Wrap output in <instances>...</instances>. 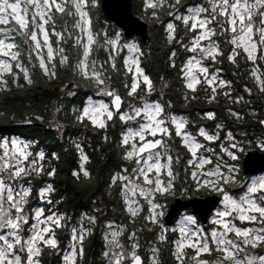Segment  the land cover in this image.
<instances>
[{
  "label": "snow or ice",
  "instance_id": "snow-or-ice-1",
  "mask_svg": "<svg viewBox=\"0 0 264 264\" xmlns=\"http://www.w3.org/2000/svg\"><path fill=\"white\" fill-rule=\"evenodd\" d=\"M97 2L0 0V90L8 89L9 77L12 84L22 87L21 74L32 84L30 70L36 67L55 78L58 65L69 66L93 82L96 96L101 97L94 100L89 96L73 108L75 120L97 130H107L114 126L109 122H119L118 147L129 164L112 174L109 188H119L124 211L133 222L145 210L142 202H146L148 215L143 219L156 225L158 231L150 255L145 256L141 253L143 227L129 229L108 221L101 252L104 264H159V245L169 242L170 231L177 235L171 241L177 264L188 259L193 264H264V175L242 180L234 163L244 151L240 137L248 134L242 132L238 137L212 110L201 114L202 120L217 121L212 129L174 114L172 101L164 100L163 92L158 99H150L156 89L141 67L143 50L134 42L122 43L120 32L96 30L92 9ZM148 9L163 25L168 43L177 46L168 55L169 66L177 68V48L186 55L179 66L185 101L196 100L200 87L209 102H218L220 96L228 104L245 101L244 95H233L234 82L225 79L223 69L216 67L225 60L237 68L241 61L250 63L249 77L264 92V0H145ZM161 13L169 17L166 22ZM101 49L106 53L103 60L95 55ZM125 52L130 55H122ZM121 68L129 99L110 83L111 73ZM244 92L252 95L247 85ZM65 94L76 95L71 89ZM227 112L236 121L244 119L233 107ZM253 123L264 129V119ZM103 138L109 142L108 135ZM177 138L182 152L173 148ZM254 140L264 149V137ZM36 143L0 137V264H41L44 248L58 249L61 264H78L97 217L84 213L73 225L72 218L56 208L60 201L52 198L56 191L52 183L34 187L35 178L56 175L55 167L46 165L60 158L55 152L36 150ZM73 146L80 160L73 177L80 179L82 174L90 178L84 146L76 141ZM181 180L184 191L204 189L219 196L220 207L208 221L210 227L201 226L191 215L182 217L178 229H168L161 222L164 205L158 197L174 194ZM233 185H239L238 193ZM58 229L69 233L64 248L60 247ZM186 249L195 254L189 257ZM205 254L213 259H203Z\"/></svg>",
  "mask_w": 264,
  "mask_h": 264
},
{
  "label": "trees",
  "instance_id": "trees-1",
  "mask_svg": "<svg viewBox=\"0 0 264 264\" xmlns=\"http://www.w3.org/2000/svg\"><path fill=\"white\" fill-rule=\"evenodd\" d=\"M134 12L142 15L149 23V33L151 38L147 44H144L139 37L142 45L144 56L142 66L146 73L151 77L156 91L161 83L162 78L168 79V92L175 94L179 101L182 99L186 89L183 81L180 79V72L177 68L167 67L165 61L168 59L170 50L175 44H169L166 40V33L160 20L154 19L151 15L152 9L145 10L144 0H133ZM191 0H186V3ZM161 13V20L165 16ZM93 24L96 30H102L103 23L116 25L108 20L102 10L101 0H98L96 7L92 9ZM169 19L167 17L165 22ZM117 26V25H116ZM138 37V36H136ZM168 43L164 50L161 45ZM98 55L105 58L106 53L101 49ZM73 62L75 60V50L72 52ZM118 66L122 65V61L118 59ZM242 64V63H241ZM221 68H223L221 66ZM250 68L248 69L244 63L237 68L235 65L230 66L227 71L234 79V87L243 89V95L247 97L244 102L235 105L243 114L244 119L241 125L233 118H229L227 109L218 97L217 120L221 122L222 118H229V124L232 131L241 129L250 135L256 131L263 133L264 129L253 123L257 118H260L263 113L264 92L248 95L244 92V84H251L249 77ZM112 82L119 89V92L126 99V89L123 88L125 81L124 71L121 68L119 72H112ZM73 72L69 66H57V75L55 78L45 76L43 71L36 67L32 70V84H27L21 74L19 84L17 86L11 83L9 77V86L7 90H0V137L19 136L27 141H36V150L43 149L46 154L55 152L59 155V160H51L46 167H55L56 175L48 177L46 175L37 177L33 180L35 188L46 186L47 183H52L56 189L53 194V200H59L56 205L59 212L67 214L75 221L82 213L94 212L97 209V202H103L106 206L107 216L109 218L119 219L123 214L124 207L120 190L117 187L109 188L110 177L122 166H128L129 162L122 159V149L118 147L121 126L118 121L109 122L110 126L107 130H97L90 125L86 128L78 123L71 111L72 107H80L82 102L87 99L89 94H92L91 88L93 82L77 78L72 79ZM247 78V79H246ZM75 84V85H74ZM77 85V86H76ZM71 89L76 91L75 96H68L65 93ZM256 91V90H255ZM257 92V91H256ZM197 93H201V99L193 100L191 105L193 117L198 118L199 113L196 111L197 104L201 101V105L205 106L206 97L203 89H199ZM245 106L251 107L250 110L245 109ZM60 108V111H57ZM183 107L177 104L173 107L174 111L183 112ZM254 110L256 113H254ZM201 111H204L202 109ZM200 111V112H201ZM264 114V113H263ZM197 115V116H196ZM80 135V143L84 146L89 157V162L85 167L90 172V178L84 177L82 174L80 179L73 177L74 170L79 169V153L73 146V135ZM108 135L109 142H105L104 135ZM176 149H182L179 144V139L173 144ZM244 153H242V157ZM183 181H178L177 188L180 189ZM35 202V200H34ZM99 224L94 227L91 235L84 241V257L78 264H104V259L101 252L104 248L105 241L102 238V218H99ZM59 230L60 247L64 248L67 240L66 230ZM155 232L144 229L140 234L141 241L144 247H147L155 239ZM173 235L170 236L168 243H162L161 258L163 264H176L172 255ZM43 264H57L61 262L58 249L44 248L41 255Z\"/></svg>",
  "mask_w": 264,
  "mask_h": 264
},
{
  "label": "rangeland",
  "instance_id": "rangeland-1",
  "mask_svg": "<svg viewBox=\"0 0 264 264\" xmlns=\"http://www.w3.org/2000/svg\"><path fill=\"white\" fill-rule=\"evenodd\" d=\"M144 8H145V0H144ZM136 15H138L140 18H142L143 20H145V18L142 16V15H140V14H136ZM167 15H165L164 17H163V19L162 20H166L167 19ZM146 21V20H145ZM158 22H160V21H158ZM101 28H102V30H108L109 31V33L111 34V33H113V32H120L121 33V36H122V43L123 42H134V43H136L141 49H142V45H141V41H140V39H139V37H136V35H133V36H131V37H126L125 35H124V33H123V30H122V28H120V27H118V26H116V25H110V24H108V23H103V25L101 26ZM138 36V35H137ZM150 36H151V34H150ZM150 40V39H149ZM166 45H168V43H163V45H161L160 47H162L164 50L167 48V46ZM103 50V49H102ZM122 55H130V54H128L127 52H125V53H122ZM100 59V58H99ZM186 59V58H185ZM100 60H102V59H100ZM244 63L243 61H241L240 62V67L242 66V64ZM244 65H246L245 63H244ZM247 66V68L249 69V68H251L252 66H251V64L249 63V64H247L246 65ZM141 67H143L142 66V64H141ZM216 67H219V66H216ZM219 68H221V66L219 67ZM32 70L33 69H31L30 70V72H31V78H32ZM145 73H146V71H145ZM147 74V73H146ZM248 75H249V73H248ZM224 77V76H223ZM225 78V77H224ZM226 79V78H225ZM230 80H232L233 82H234V79L232 78V77H230L229 78ZM228 79V80H229ZM165 82L167 83V87L165 88L164 87V84H165ZM169 80L168 79H162L161 80V83L159 84V86H158V92H154L153 93V95H152V97H150V99H158L159 97H160V93L161 92H163L164 93V96H163V99H165V97H166V95L168 94V88L170 87L169 86ZM110 83H112V86L113 87H116V86H114V84H113V82L111 81ZM93 88L95 89V91H96V86L94 85V83H93ZM234 86V85H233ZM248 87H250L251 89H252V93L254 94V95H256L255 93H260L261 91L256 87V85L252 82V79H251V84H248L247 85ZM117 88V87H116ZM202 89H203V87H202ZM234 89H235V91L233 92V95H236L237 93H239V94H241V95H243L242 93H243V89H237V88H235L234 87ZM119 90V89H118ZM257 92H256V91ZM204 91V90H203ZM170 93H171V91H170ZM204 95L206 96V94H205V92H204ZM245 97V99H247V97L246 96H244ZM95 98V96H93V99ZM99 99H101V97H99V98H96V99H94V100H99ZM105 100H107V98H104ZM261 99L262 100H264V96H261ZM241 104V103H240ZM208 105H209V103H208ZM230 105V107H232V106H234V107H236L235 105L236 104H229ZM239 104H237V106H238ZM250 108L251 107H249V109L248 110H250ZM237 111H239L240 112V110L239 109H237V108H235ZM174 112V114H177V115H183V116H185L184 114H183V112L181 113V112H177V111H173ZM202 113L203 112H205V111H201ZM201 112H198V113H200V114H197L198 115V118H199V121H201V123H204L206 120H202L201 119ZM257 112V111H256ZM255 112V110H254V113H256ZM196 115V116H197ZM186 117V116H185ZM257 119H264V114L262 113V116L260 117V118H257ZM239 122V124L241 125V123H242V120L241 121H238ZM210 129H212V127L210 128ZM234 132V131H233ZM240 133H242V130L241 129H236V131L234 132V134H236L238 137H240ZM261 132H258V131H256L254 134H252V135H250V134H248V136H247V138H244V137H240V139L243 141V147H244V151L247 149V148H250V147H254V148H257V149H259L260 151H262V152H264V149H261V148H259L258 146H257V144H256V142H255V140H254V138L255 137H257V136H260V137H264V131H263V133L262 134H260ZM5 138H9V139H12V138H18V139H20V140H23V141H27L26 139H24V138H22V137H19V136H11V137H5ZM249 139H252L253 140V142L252 143H249L248 142V140ZM211 146V145H210ZM173 148H174V150L175 151H177V152H182V151H184L183 149H176L174 146H173ZM244 151L242 152V153H244ZM242 153H240V156H239V160L238 161H236V162H234V163H237L238 164V168H239V176L241 177V179L242 180H247V179H249L250 177H253V176H258V175H264V168L263 169H260V170H258V171H256V172H254L253 174H250V175H245L244 173H243V171H242V161H243V157H242ZM184 189V183H181V187H180V189H178L177 188V190L175 191V193L174 194H171V195H168L167 197H158V199L163 203V205H164V208L162 209V211L164 212V215L161 217V222L165 225V227L166 228H168L167 227V225H166V223H165V221H164V216H165V213H166V211L168 210V204L170 203V201L171 200H173V197L176 195V192H183V193H189V191H184L183 190ZM232 189H233V191L234 192H236V193H238L239 192V185H233L232 186ZM195 191V192H197V190L195 189V188H192L191 189V191ZM201 190H204V189H201ZM142 203H144V211H142V212H140V214L135 218V221L133 222V221H131L130 220V217H129V215L126 213V212H123V214H121L120 215V217H119V219H116V218H109L108 216H107V211H106V206L104 205V203L103 202H100V201H98L97 202V204H96V206H97V209H99L100 211L99 212H97V211H95L94 210V212H90V213H87L88 215H93V216H96L97 217V223H96V225L95 226H97V224H99V218H102V222L100 223L101 224V226H102V238L104 237V234H105V231H106V229H105V224L108 222V221H115L117 224H122V225H126L129 229H139L140 227H143L144 229H147V230H149V231H152V232H157L158 231V229H157V226L156 225H153V224H151V223H148L147 221H145L143 218L146 216V215H148V211H147V204H146V202H142ZM32 204H33V206H36L37 205V201L35 200V202H34V200L32 201ZM220 207V205L216 208V209H218ZM215 209V210H216ZM215 210H214V212H215ZM214 212H213V215H214ZM82 214H84V213H82ZM81 214V215H82ZM67 215V214H66ZM81 215L77 218V219H75V221L74 220H72L71 221V223L73 224V225H76L77 224V222L80 220V218H81ZM186 215H191L190 213H185V214H183L180 218H176L175 219V221L172 223V226H171V228H168V229H173V228H176V229H178L179 228V221L182 219V217L183 216H186ZM212 215V216H213ZM68 216V215H67ZM191 216H193V217H195L194 215H191ZM197 220V222H198V224H200L201 226H203V227H210V225L208 224V222H207V224H202V223H200L199 221H198V219H196ZM210 220V219H209ZM208 220V221H209ZM59 230H57V236H58V239L60 240V238H59ZM64 235H67V240H66V243H65V246L68 244V237H69V233L66 231V233L64 232L63 233ZM167 235H168V237H169V239H170V236L171 235H173V240H175V239H177V235L175 234V233H173V232H168L167 233ZM124 238H126V234H125V237ZM123 239V238H122ZM172 240V241H173ZM105 241V240H104ZM141 244H142V241H141ZM151 244L152 243H150L147 247H144L143 246V244H142V249H141V251H144L145 253H146V256L147 255H150V253H149V248H150V246H151ZM161 245H159V264H163V260H162V258H161V247H160ZM51 249V248H50ZM44 250V249H43ZM186 252H187V254H188V256L190 257V256H192V255H194L195 253L191 250V249H186ZM172 253H173V248H172ZM42 254H43V251H42ZM41 254V255H42ZM83 257H84V255H83ZM203 259H208V260H211V259H213V257H210V256H208L207 254H205L203 257H202ZM40 259H41V257H40ZM104 259V258H103ZM79 261L80 260H78V263H79ZM174 261H176L175 260V258H174ZM41 264H43L42 262H41ZM57 264H61V262H59V263H57ZM176 264H177V262H176ZM185 264H193V262L190 260V259H188V260H186L185 261Z\"/></svg>",
  "mask_w": 264,
  "mask_h": 264
},
{
  "label": "water",
  "instance_id": "water-1",
  "mask_svg": "<svg viewBox=\"0 0 264 264\" xmlns=\"http://www.w3.org/2000/svg\"><path fill=\"white\" fill-rule=\"evenodd\" d=\"M101 7L105 17L122 28L126 37L138 35L144 44L151 38L149 24L141 19L133 11V0H101ZM243 172L250 175L264 168V152L250 147L244 151ZM219 196L212 195L205 198L195 197L183 199L180 196L174 198L165 213L164 220L170 228L180 211L191 207L192 211L207 224L210 212L214 209Z\"/></svg>",
  "mask_w": 264,
  "mask_h": 264
},
{
  "label": "flooded vegetation",
  "instance_id": "flooded-vegetation-1",
  "mask_svg": "<svg viewBox=\"0 0 264 264\" xmlns=\"http://www.w3.org/2000/svg\"><path fill=\"white\" fill-rule=\"evenodd\" d=\"M182 2L183 3H186V0H182ZM182 34V33H181ZM174 47H177L176 45L174 46ZM173 47V48H174ZM171 51V50H170ZM177 51H178V55H177V59H176V63H177V67H178V69H179V66L181 65V63L185 60V58H186V55H185V53L183 52V51H181V50H179L178 48H177ZM170 53V52H169ZM95 55H97L100 59H102V57L100 56V55H98V53H96ZM169 55V54H168ZM165 63H166V65H167V67H168V69L170 68V66H169V60L167 59L166 61H165ZM233 64L232 63H230V62H228V61H224L222 64H218V65H216V66H222L223 68V73H222V75L226 78V79H229L230 77H232L231 75H229V73H228V71H227V69L230 67V66H232ZM72 72H73V76H72V79L74 80V81H76V79L77 78H79L80 76H79V74L78 73H76L74 70H73V68H72ZM247 79V78H246ZM230 80V79H229ZM75 85V84H74ZM245 85H248V83L246 82L245 84H244V86ZM77 86V85H76ZM200 89H202V87H200ZM91 91H92V94H89L88 96H87V98L89 97V96H91V97H93V96H95V98L94 99H96V98H99V96H96V91H95V89L93 88V86H92V88H91ZM74 92L76 93V91L74 90ZM121 94V93H120ZM186 94V92L184 93V95ZM189 96H191L192 95V93H190V92H188L187 93ZM206 94V93H205ZM184 95H183V97H184ZM207 95V94H206ZM196 96H197V99H201V97H202V95H201V93H196ZM205 96V95H204ZM182 97V99L179 101V98H177V96L175 95V94H173V93H170V92H168V94L166 95V97H165V99L164 100H171L172 101V104H173V107H175L177 104H180L183 108V114L190 120V121H193V122H195L197 125H200V124H202V125H204V126H206V127H208L209 129L212 127H214V125H215V123L217 122V121H209V120H206L204 123H201V121H199V118H197V119H195L194 117H193V112H192V109L194 108L192 105H191V103H192V101L193 100H191V101H185L184 100V98ZM206 97V96H205ZM221 97V101H223V103H224V105H225V107H226V109L228 108V107H230V105L228 104V103H226V101H225V98L223 97V96H220ZM206 103H205V106H202L201 105V101L197 104V107H196V112L198 113V112H200L202 109H204V111H209V110H212V111H215L216 112V114L218 113L217 112V110H218V102H209L208 100H207V98H206ZM208 103H209V105H208ZM233 108H234V106H232ZM73 108H77V107H72V109H71V111L73 110ZM245 109H249V106H245L244 107ZM174 111V110H173ZM73 113V112H72ZM202 113V112H201ZM200 114V113H199ZM227 114H228V112H227ZM230 118V117H229ZM229 118L227 117V119L224 117V118H222V120H221V122H224L225 124H226V126L227 127H229L230 129H231V126H230V124H229ZM79 136L80 135H73L72 137H71V140H73V142L74 141H76V142H80V139H79ZM85 152H86V150H85ZM212 195H216V196H218L216 193H214V192H211V191H209V190H199V191H197V192H195V191H189V193H183V192H176V195L174 196V197H176V196H180V197H182L183 199H185V200H187V199H192V198H195V197H200V198H205V197H208V196H212ZM173 197V198H174ZM219 197H218V200H217V202H216V205L214 206V209L210 212V214H209V217H208V220L212 217V215H213V212H214V210L219 206ZM172 202V200L170 201V203ZM170 203L168 204V208H169V205H170ZM185 213H190L191 215H194L195 216V218L196 219H198V221L200 222V223H202L203 225H204V222H203V220L199 217V216H197L196 214H194V212L192 211V208L191 207H188V208H184V209H182L181 211H180V213L178 214V216H177V218H180L183 214H185ZM208 222V221H207ZM141 253L143 254V255H145L146 256V253L144 252V251H141Z\"/></svg>",
  "mask_w": 264,
  "mask_h": 264
}]
</instances>
